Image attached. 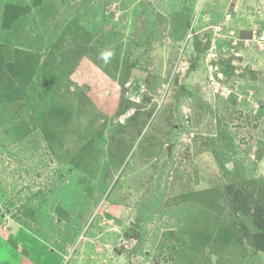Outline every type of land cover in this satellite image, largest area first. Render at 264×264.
<instances>
[{
  "label": "rangeland",
  "instance_id": "obj_1",
  "mask_svg": "<svg viewBox=\"0 0 264 264\" xmlns=\"http://www.w3.org/2000/svg\"><path fill=\"white\" fill-rule=\"evenodd\" d=\"M246 1L0 0V264H264Z\"/></svg>",
  "mask_w": 264,
  "mask_h": 264
},
{
  "label": "trees",
  "instance_id": "obj_2",
  "mask_svg": "<svg viewBox=\"0 0 264 264\" xmlns=\"http://www.w3.org/2000/svg\"><path fill=\"white\" fill-rule=\"evenodd\" d=\"M177 15L180 17L184 16L182 13H178ZM27 55L29 56L30 54L27 53ZM233 190H236L238 196H240V204H243L244 208L249 206L253 202L254 198H257L259 196V193H255L245 186H240L239 188L234 187ZM249 217L254 219V227L256 228V230H258V233H256V235H258L259 238L263 239L264 242V210L261 207L258 208L256 206L254 207L252 212L250 210Z\"/></svg>",
  "mask_w": 264,
  "mask_h": 264
},
{
  "label": "crops",
  "instance_id": "obj_3",
  "mask_svg": "<svg viewBox=\"0 0 264 264\" xmlns=\"http://www.w3.org/2000/svg\"><path fill=\"white\" fill-rule=\"evenodd\" d=\"M248 1V2H247ZM246 2H247V4H251V2L253 1V0H247ZM240 4V3H239ZM238 4V5H239ZM233 14H235V15H238V16H240V5H239V7H236V10L234 11V13ZM81 65L82 66H87V67H89L90 65H89V63H87V61H83V62H81ZM91 68V67H90ZM89 68V69H90ZM96 70H98L97 68H96ZM92 71V69H90V72ZM99 71V70H98ZM92 72H95L94 73V75H96V76H98V80H99V82L103 85V86H107V83H106V80L105 79H103L101 76H100V74L99 73H97L96 71H92ZM99 72H101V71H99ZM102 73V72H101ZM103 74V73H102ZM96 81H97V79H96ZM99 82H97V83H99Z\"/></svg>",
  "mask_w": 264,
  "mask_h": 264
},
{
  "label": "built area",
  "instance_id": "obj_4",
  "mask_svg": "<svg viewBox=\"0 0 264 264\" xmlns=\"http://www.w3.org/2000/svg\"><path fill=\"white\" fill-rule=\"evenodd\" d=\"M262 41H264V40L262 39Z\"/></svg>",
  "mask_w": 264,
  "mask_h": 264
}]
</instances>
